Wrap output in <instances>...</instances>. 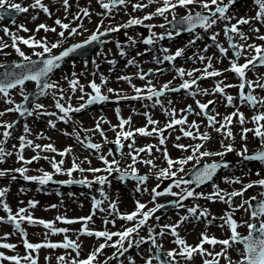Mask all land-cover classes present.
<instances>
[{
    "label": "snow or ice",
    "instance_id": "1",
    "mask_svg": "<svg viewBox=\"0 0 264 264\" xmlns=\"http://www.w3.org/2000/svg\"><path fill=\"white\" fill-rule=\"evenodd\" d=\"M97 2L100 4L102 9L107 10L106 13H98L97 15L101 16H107L111 13V11L117 6L122 5L126 6L130 0H109V2H104V0H97ZM158 3L160 4L159 7L156 8L155 12H152L146 16H144L142 19L139 18H131L128 20L127 23L112 27L108 26L105 28L104 31H100L101 27L104 26V21L101 19L99 24L96 27L95 32H93L86 40H84L81 43L73 44L70 47L66 48L64 51L60 52L59 55H51L52 50L60 47L64 41L67 39L65 36V31H60L58 33L59 37L61 38L55 43H51L50 46L46 42L37 40L34 36L29 37L28 39H24L21 37L16 36L14 33H9V30L7 28H4L3 31L5 35L11 36L12 44L8 45L5 43L2 38H0V52L3 51L4 48L12 47L15 52L22 58L21 62L14 63L13 67L16 69H22L19 73L14 71H6L3 73V78H0V94H2V98L4 100V103L7 105H10V107L6 108L4 111H0V117H3L7 113H18L19 116L23 117L25 115L32 116L34 113L39 116L41 114L43 115H50V116H57L56 112H41V109H44V105L40 103H36L32 110H29V108L25 107L24 103H16L10 96L11 89H16L17 86H20V95L23 97V101H28L29 96L25 94L24 92V86L26 81H35L37 87L40 89L39 95L44 96L48 93V90H58L59 91V98H56L55 91L53 92V98H54V106L56 109H58L59 113L62 115L58 116V119L63 121L64 123L72 122V117L70 116V113H79L83 109H85L88 105H92L98 102H104L109 99L108 95L103 94L102 92V85L107 84V78L104 77L101 74V84H97L95 80L90 81L88 84V87L91 89V93H85L84 92V86L79 84L78 79L73 78L69 80V84L71 87V90L73 93L76 92L77 88H79V91L82 93V95L79 97L80 100H84L85 95H87V100L85 103L80 104L79 106L73 107L70 103L67 106L65 104L61 103V100H64V89L60 88L59 83L57 81H52L49 79L50 74L53 72L54 69L59 68L60 61H63L66 57H69V55L73 52H75L77 49L83 48L85 45L92 43L93 41H97L102 36L108 35L110 32H118L121 28H129L134 25H143V22L145 20H151L154 16H162L165 18L166 22L168 24H173V22H176L179 25H186L187 27L184 29L185 31L192 33L195 31L196 28H201L205 32H208L210 29L213 28L214 25L217 24L218 21H225L224 25V35L229 41V48L234 50L233 55L234 59L230 60V68L225 69V71H231L233 72L239 79L240 83L238 85H231V84H224L223 81L218 82L212 92L210 93L207 89H199L197 87L194 91H189L188 94L191 95L193 98H195L196 95H209V94H224L225 88L230 87H237L239 89V100L241 103H246L250 107L257 109L258 107L264 108V97H257L252 94V91L255 90V88L264 89V77H257L255 81L247 80L246 79V73L248 71H253L257 67L264 66V44L257 45V44H249L247 43L249 37L240 30V25H250L249 32L255 35L256 39L259 41H264V35H259L260 29L258 27H251L252 21H257L261 24H264V0H253L255 15L251 17H240L236 18L234 15H228L230 7L235 3V0H227L225 3V0H148L147 4L144 3H137L133 4V10H140L143 8L148 7L150 4ZM63 4L65 7V11H67L68 8V0H63ZM192 5H198L201 8V11H196L193 13L190 6ZM213 6H215L213 8ZM29 7L31 8H39L41 9L45 14L51 15L49 8L47 5H45L42 0H34V3H32L29 6H22L19 3H11V0H0V10H3L5 8H9L11 10H14L16 13H26L29 11ZM177 8H185L187 9V14L184 15L179 21H176L175 16V9ZM85 16H89L88 9H82L81 10ZM166 13H171L173 16L172 21H168ZM4 15V12L0 11V17ZM33 19H36L34 16ZM76 19H79V16L76 17ZM235 19L236 23H231V21ZM57 25L60 26L61 29L69 30V36H74L79 34L77 32L76 28H71L69 24L62 23L61 20L57 19L55 21ZM146 27L154 28L157 27L156 25H150ZM21 29L25 32L28 31L27 28H25L23 25L20 26ZM80 27L82 28L83 25L81 24ZM161 28H165L164 24L159 25ZM40 29H43L45 32L51 31L56 32L55 28H49L48 26L44 24L38 25L36 31H39ZM86 31V29H85ZM230 33H234L237 36H239L240 40L244 43L242 44H236L233 42L234 37L230 35ZM180 32L177 31L176 35H179ZM220 34L219 33H213L209 37V39L213 42V45L219 50L222 56H227L228 49L224 48L220 43L217 42V38ZM166 37L172 38V32L166 31L165 33H162L159 35V37H156V34L153 33L149 37L142 40V43L145 45H152L156 42L157 39L163 40ZM202 39L200 35H196L195 39L191 40L189 44H194L196 40ZM17 40H20L21 43L24 45H27L29 48H42V52L34 51L33 55L37 57H44L45 54H49L48 58L41 59L39 61V64L37 61L32 60L31 56L26 55L20 47L17 46ZM129 42L134 46L136 41L132 37H128ZM212 45H207L204 48V51L206 52L208 50V47H211ZM117 48L121 49L120 55L124 56L126 53L122 50L121 45L119 42H117ZM249 49L252 50V53L248 56H245V62L243 64H239L238 61L241 58V56L247 52ZM162 52L168 53L169 49L163 48L161 49ZM184 53V49H177L174 54H165L162 58L160 57H154V61L157 64H161L164 61H174L177 57L182 56ZM5 55H7L5 53ZM194 59V58H190ZM198 59L203 62L207 60V64L203 69H193L186 71L183 68L175 69L177 72V75L180 78H183L185 75L188 77H193L191 80H183V83L179 85V87H171V81L163 84L159 89H157L150 79L146 80V77H148L150 74H152L154 71L162 72V69H149L147 73L143 72L142 70L137 74V78L140 80H146L145 87H137L136 85L131 83L132 78L129 76H121L118 77V80H124L127 81L130 86L132 87L133 91L136 93L134 96H127L123 95L120 92H116V90L112 88H108V93H113L117 97V102L121 99L128 100H148V101H154L153 107L156 105H159L161 109L165 112L166 115L173 117L169 123L165 125L164 129L153 127L151 131L147 129V127H141L137 128L133 131H121L117 133V138L112 143H115L117 145L118 150L120 151V155L127 156L131 159L132 163L128 165V168L126 170H121L119 168L120 161L117 159H112L111 161L108 159V156H112L113 153L111 150L108 151L107 155L99 154L98 159L102 161V163L106 166L105 168H92L89 167L87 169L80 167L79 164L73 160L72 167L64 170L62 168V165L64 164V160L61 159L59 161H56L54 158L50 159L51 167L54 169L55 173H65L69 177L72 176L73 172L79 171L80 173H83L85 171L92 172V173H99V172H107L109 175H111L113 172L120 173L119 178L121 180H124L126 177L129 176V170H130V177L131 179L137 181V187L136 191L140 192L142 189L140 185L144 184L151 174L149 172L145 175H138V170L135 167L137 163H143L147 166H150L151 168H156V164L154 163L155 158L152 157V150L155 148L156 151H161V149L157 145H146L145 147L137 148L135 147V135L138 133L140 136H152L154 133H157L159 135V144L164 145L166 138L164 137L163 133L166 129H172L176 125H186L187 122V116H182L181 118L177 119L174 118L176 115V110L174 108L172 109H166L164 107V103L161 100V97L165 95L166 92H178L180 89L184 90H190L193 88L194 85H197V80L204 79L207 77H217L221 76L222 73L218 70H215L213 68V65L211 63L212 57H205L203 55L198 56ZM111 64H115V61H109ZM129 65H135L139 67L137 64L135 58L128 60ZM42 65V66H40ZM0 67H4V65L0 64ZM209 69H212L209 71ZM199 72V76H195V73ZM75 73H72V76L75 77ZM95 75V74H93ZM64 79H68L67 76L64 77ZM175 79V77H174ZM246 88L251 89L252 91H249L246 93ZM94 93V94H93ZM225 99L227 101L226 106H234V100L235 97L231 95H226ZM196 105L200 109L199 112H196V115H203L207 121H208V127L213 128L217 133H221L225 139L234 140L233 132L230 128V125L233 122V117H238V122L243 125L245 123V116L242 112L239 111V108L236 109V111L232 112L231 114L224 116L223 121H218L216 119V116L219 115L217 113L216 115H210L208 113L209 105L214 104V101H208L207 103H201L199 100H196ZM172 101L168 100V104H171ZM147 107V105H145ZM135 111V110H134ZM181 111L186 113H193L195 110L192 108L191 105H188L187 108L182 109ZM212 111H215V109H212ZM117 117L119 118V124L117 126H113L112 130L115 131L116 127H119L120 129H124L125 125L131 124V118L123 119L120 118L119 113L120 109H116ZM144 115L147 117V124L148 125H156L158 124V121H155L152 119V117L145 112ZM264 121V112H257V114L252 116V122L256 125L255 128H242V140H247V133L252 132L256 138L260 141V146L257 149V151L251 155L248 154V146L247 144H244L242 147V150L237 153L238 156L242 157L243 160L247 161H257L261 164H264V123H261ZM16 121H13L11 123L4 121L0 122V128H3L4 131L0 133L2 135L3 139H0V163L4 162V158L6 156L13 155L12 152H6L3 145L7 142V139L11 137L12 133L10 129H14L16 125ZM49 126L52 128L56 127L55 122L49 121ZM76 123H79L76 121ZM101 123H108L106 120H101L96 122L95 131H99L101 136H104V132L101 129ZM219 124V127H216V125ZM192 129H195V132L192 131ZM200 125L197 124L195 121H193L189 126L188 129L185 130V128L181 127L180 131L182 132L183 137L191 138L192 140H199L201 143H195V144H180L175 143L174 147L181 150L184 153H189L187 155L182 156L178 159H173L170 157L168 151L166 148L163 149L162 156L163 159L167 163L166 168H161L157 174L156 179L161 180V178L165 179H174V183L170 184L167 188H165L163 191H157V188H159V184L155 188L151 189V201L150 203H155V200L157 197L164 196V195H171L173 197H178L177 200H174L170 203L174 204L175 207H185L183 205V201L187 200L189 198L194 199H205V200H216L229 205V207H232L233 204V198L235 197H244V194L248 191V189L253 188L254 186H260L264 187V178L258 179L256 181H251L247 184H243L240 177H224V182L231 185V184H241V188L238 190H233L231 192H226L219 188L218 185H216L213 182V192L210 194H205L203 192H196L195 189H190L188 187H181L182 185H195L197 188H199L201 185L213 181V177L216 175L217 171L221 168L227 169L230 167V164L228 162L223 161V157L229 153L235 151L233 145L231 143L225 144L223 140L221 141V148L223 151H210L206 147V143L212 138L210 134L205 132H200ZM24 132L26 134H31V129L27 124L24 126ZM65 135H70L69 133H64ZM71 135H75V138L77 141H80L79 135L75 132V129ZM43 135H38L37 139H43ZM182 137L177 136L175 139L176 141H179ZM131 142L128 143L127 147L129 151L125 154L123 153L122 149L124 145L121 143V140ZM20 145H19V152L17 154V161L22 162L24 165H28L33 163V161H38L42 157L37 154L34 155L31 159H25L23 156V150L26 147H31L33 151H36L37 149L41 151H51V152H57V149L51 145H40L35 144L32 140L26 139L25 135H21L19 137ZM107 142V141H106ZM16 146L13 145V148ZM100 144L96 143H87L86 148L94 149L97 153H100L101 149ZM203 149V151H202ZM72 149L71 147L66 148L64 151L58 152V155L61 157H64L66 155L71 154ZM141 153H146L150 158L143 159L139 158ZM218 156L221 157L220 161H213L211 163H204L201 168H197L196 165H199L201 163V160L205 157H214ZM44 159H49L48 157H43ZM195 161V164H193L192 170H190L191 179H184L182 176H179V173H185V167L190 162ZM87 162L89 165L91 164V161L88 160L87 157H85V160L81 163ZM173 168L176 170L173 171ZM8 171H15L21 174L24 180L26 181H34L38 182L40 185H45L48 182L52 181L53 174H50L48 172H43L41 176H29L27 175V167H20L17 169L12 170H0V177H3L7 174ZM37 171H42L38 169ZM257 176L260 175L259 172L256 173ZM15 179V177H13ZM98 183L101 185V188L99 189L100 195L104 197V200H107L108 197L106 193L103 190V186L108 183L106 176H96L94 181H87L85 180H68L63 181L60 183H87L89 186L93 183ZM178 188L180 189V192H174L172 191V188ZM143 191L147 192L148 189L144 188ZM7 192V189L0 190V207H2L3 211L7 213V218L5 221L4 217H0V222H10L14 225V227L20 231L21 235L25 237L23 244L25 249L30 250V253L28 255H25L24 257H18V256H6L3 252H0V262L8 260L12 261L13 264H21V259L25 261V264H38L37 258L33 257L31 255V252H36L41 248H50V249H56V248H64L69 249L71 248L73 251H76L77 257H79L80 253L78 249H80L81 244L77 243V241L69 239L68 236L65 235L63 242L61 243H52V242H44V243H31L26 239L27 233L24 231V229L21 227L22 222H27L30 225L39 224L42 225L45 229L51 230V234H57V233H66L68 231L67 228H56L53 226V222L51 221H45L42 219H35L30 213H28V209L24 207H20L18 211L15 214H12V209L10 206L3 201L2 198L5 197ZM264 196V193L261 194ZM256 197H251L248 200H243L242 202L236 207L233 208L231 212H225L224 215L220 217L213 216L211 219H208V217L211 215L208 209L206 208H200L199 205H194L191 207H187V212L189 215L181 217L180 221L175 224H166L161 227V230L159 233H155L154 227H148V236H140L139 231L141 228L145 227L148 223V221L153 217L154 213H156L159 209L165 207V205L156 204L155 207L148 209L147 205L144 203H141L140 201H135V210L130 213H119L117 202L111 201L108 205V208H100V204L103 203L102 200H97L93 198V212L92 215H89L87 217H79L77 219H67L65 217H57V220L62 221L66 224H72V223H82V228L79 230L80 235H87V236H94L96 238H103L104 243L99 244L98 247H96L92 252L89 253L86 259H77L73 258L71 261V264H94V262L97 260L98 255L103 253V250L106 247H112L116 249V252L113 253L111 257H109L107 260L103 262V264H109L110 260L113 259H119L120 256H123L128 250L132 247H136L137 249L140 248L142 244L150 243L151 247L147 250L148 252H152L153 249L157 250V253L155 256H152L148 259H146L145 264H152L153 259L160 260V252L159 250L163 248L162 244H159L157 242L156 236L159 235L163 237L165 233V229H168L170 231V235L175 237V240L173 243L177 245L176 248H173L171 250H168L166 252V260H161V264H180V260L178 258H182L186 261H191L194 258V255L199 254L201 256H211L212 259L205 258L203 261V264H219V260L216 259L217 257H223L228 264H264V201L258 202L255 206L251 203V201H255ZM23 203V202H21ZM37 201H28V207L34 208L36 207ZM245 205L248 207L245 208ZM51 207L55 208L56 205H52ZM244 208L246 212H249L250 219L252 221L259 220V223H253L249 221H244L242 224H238L237 220L233 218L235 211ZM99 209L101 212H107L109 216L116 214V218L120 220H124L127 222H132L131 227H123L122 230L119 231H109V230H103V231H93L88 227L89 222L92 221V216L95 215V210ZM147 209V210H145ZM27 213V214H25ZM189 217L195 219L196 221H200L202 218L206 224H211L213 220L220 219L223 221V224L220 225V227H224L225 225L230 230V235L225 239H217L215 237H209L206 233H201L200 236V243L192 246L189 245L184 238H181L177 232V228L180 226V224L184 223L185 221L189 220ZM157 220H159V217H156ZM113 224L115 225V219H108L107 216L104 218V224ZM239 227H247L248 234L246 236H242L240 232L238 231ZM47 235V234H46ZM134 235L138 236L139 239H134ZM113 237H118L117 240L113 241ZM111 242V243H109ZM125 242H127V247H125ZM207 243L212 246L220 245L222 246V249L220 252H211L204 248V244ZM236 245H242L241 248H236ZM16 246L9 243H2L0 244V248L5 249H14ZM232 249L233 251L237 252V255L239 259L237 261H233L231 257L228 255V250ZM49 259V258H46ZM60 264H63L65 261L64 256H60L57 258ZM129 264H135V261L128 257Z\"/></svg>",
    "mask_w": 264,
    "mask_h": 264
},
{
    "label": "rangeland",
    "instance_id": "2",
    "mask_svg": "<svg viewBox=\"0 0 264 264\" xmlns=\"http://www.w3.org/2000/svg\"><path fill=\"white\" fill-rule=\"evenodd\" d=\"M236 1V6L234 7L233 5L230 7L232 8L231 10L229 9V12L227 13L228 15H234L236 18H240V17H251L255 15V10H254V5H253V0H235ZM72 5L68 6L67 11H65V7L64 4H59L57 5L52 13L54 12H58L57 14H61L63 13L64 15H68V19H65L63 21H65L67 24H69L70 29L71 28H76L77 32L79 34L74 35V36H69V30H64L61 29L59 25H57L55 23V21L57 19H54L53 21H50V23H46L44 21V19H48V14H45L41 9L39 8H31L29 7V11L26 13H23L22 15H19V17L16 19V21L14 23H12L11 25L7 26V29L9 30V33H14L16 34V36L24 38V39H28L31 35H36L35 38L37 40H40L42 42H44L46 40V42L49 44L51 43H55L58 40H60L61 38L59 37L58 33L60 31H65V36L67 37V39L64 41V43L56 48L52 50V53H55L67 46H69L70 44H73L74 42L80 41V40H84L86 37H88L89 34L95 32L97 25L99 24V22L101 21V19H103L104 21V26L101 27L100 30L105 29L108 26H112V27H116L122 24H125L128 22L129 19L131 18H139L142 19L144 16L155 12L156 8L160 6V4L158 3H153L150 4L148 7L143 8L144 10L142 11V14H137L134 10L132 5L133 4H137V3H144L147 4L148 0H130V2L126 5V6H122L120 5L119 7H115L110 14H108L107 16H101V15H97L98 13H106L107 10L102 9L100 4L97 2V0H71ZM104 2H109V0H104ZM227 2V0H225V3ZM11 3H19L22 6H29L32 3H34V0H11ZM192 11H200L201 8L198 5H192L190 6ZM88 9L89 12V16H85L83 14V12L81 11L82 9ZM175 11V16L177 17H181L187 14V9L185 8H177L174 10ZM167 16L168 21H170L171 19H173V16L171 13H166L165 14ZM36 17V19H33V17ZM79 16V19H76V17ZM42 17V18H41ZM62 22V21H61ZM151 24H155L157 26V31L155 32H150L148 30V28H146L144 26V23H150ZM225 21H218L216 25L213 26L212 29H210L208 32L205 31H200L198 30V34H200V36H203V32H205L207 35L213 34V33H219L220 35L217 38V42L220 43L224 48L228 49L227 52V56H228V61L227 63V67L225 66V61H226V57L227 56H222L221 53L219 52V50L214 47L213 49L211 47H208V50L205 52L204 48L207 45L213 44V42L210 40L209 43L207 45L202 44L201 40H198L196 43L194 44H189V43H184V47L186 46H190V45H194V46H198L200 45V47L198 48L199 51H197V55L195 56L194 59L198 60V56H200V53L203 54H211L212 52H216L219 55V60L214 59L213 61H211L213 68L214 69H218L219 70H223L221 73V76L215 77L213 79L216 80V82L213 83H207L205 86L199 88V89H207L209 91H212L215 87V85L220 82L223 81L224 84H231V85H238L241 81L240 79L231 71H225V69H229L230 68V60L232 58L230 50H229V46H228V41L227 38L224 35V25H225ZM231 23H236V20L233 19L231 21ZM40 24H44L46 26H48L49 28H55L56 32H45L43 29H40L39 31H36L38 25ZM83 25V27L81 28L80 25ZM164 24L165 28H161L159 27V25ZM21 25H23L25 28L28 29L27 32L23 31L21 29ZM36 27V29H35ZM240 30L242 32H244L248 37V41L247 43L249 44H257V45H261L264 44V41H259L256 39L255 35H253L252 33L249 32V27L250 25H240ZM251 27H258L260 29L259 35H264V24H261L257 21H252L251 23ZM133 28H135V34H140L142 35L143 33V39L146 38V35L150 36L153 33L156 34V37H159V34L162 32H166L169 31V29L167 28V22L165 20L164 17L162 16H154L151 20H145L143 22V25H137V27L132 26L129 28H121L120 31L116 32L117 35L115 36L116 41H121L123 46H125L126 48H133V45L128 46L127 42L128 41V37H133L134 33L132 32V30H134ZM86 29V31H85ZM142 32V33H141ZM196 32L192 33L195 34ZM197 34V35H198ZM235 35V39L237 40V43H244L243 41L240 40L239 36ZM5 35H3L4 37ZM172 37H178L177 35L172 36ZM178 46L177 48L180 47V45H182L184 41L190 42L191 39L187 38L186 40L182 41V38L178 37ZM5 43H7L8 45L12 44V39L11 36L6 37ZM20 45L22 47H24L23 52L26 55H30L31 57H35L33 55L34 51L37 52H42L43 49L42 48H36V50L34 48H29L27 45H22V43L20 42V40H17V46ZM122 49H124L123 47H121ZM12 47H7L3 49V52H0V63L2 62H9V61H13L14 59H18L20 60V58L15 54V50H13V52L10 54ZM104 51L107 52V55L109 54H116V55H120V50L117 48V45H111L108 48H106ZM250 54H254L252 53V50L249 49L247 51ZM5 53L7 55H5ZM9 55V56H8ZM101 56H103V53L101 54ZM114 59H116V57H113ZM193 58V57H191ZM245 57H242L239 59V64L242 63V60ZM186 60H190L193 61V59H190V56L186 57ZM245 60V59H244ZM4 62V63H5ZM207 60L204 63V67L207 64ZM72 62H68L66 63V65L62 68V70L60 71L61 73L54 75L51 77L50 80L52 81H57L59 83L60 88L64 89L63 95H64V100H61V103L65 104V106H67V103H69V98L70 99V103H72V105H74L75 103L79 102V97L82 95V93L78 92V93H73L72 90L70 89V84H69V72L72 71L73 66L71 65ZM177 65H184L183 62L178 63ZM212 69H209V71H211ZM229 75L230 79L228 81H224L225 76ZM264 76V69L257 71V73L255 72H251L248 71L246 73V79H252L254 81V79L258 76ZM67 76L68 79H64V77ZM190 79L189 77H184L181 79V81L183 82V80H188ZM264 82V81H262ZM142 83V81H141ZM34 86V83L32 82H27L25 83L24 86V92L25 94H27L29 92V90H31ZM197 89V88H196ZM196 89H191V90H196ZM227 91L225 92V94L223 96H219L218 94L215 96V101L218 103H220L222 106L223 102H227L226 100L223 99V97H225V95H231L233 97H235L236 99L234 100V102H240L239 100V89L237 87H230V88H225ZM55 91L56 93V98H59V91L58 90H50L48 93L49 95L41 98L37 101V103L43 104L44 108L48 107L49 110H45V109H41V112H56L57 116H50V115H39L37 116L34 113V116H31L28 120H25L23 123H21L20 125H18L16 128L14 129H10L12 135L9 138V140H7V142L3 145V147L5 148L6 152H12L13 155L11 156H6L4 158V162L0 163V170H12V169H17L20 167H27L28 171H27V175L29 176H41L43 174V172H48L50 174H53V176H58L59 173H55L54 169L51 167V163L49 162L51 158H56V152H48V151H41L39 149H37L36 151H33V149L31 147H27L23 150V156H25L26 158L30 159L32 158L34 155L37 154H42V158L38 161H33V163L28 164V165H24L22 162H18L17 161V154L19 152V145H20V141H19V137L21 135H25L26 139H30L32 140L35 144H40V145H48L51 144V142H48L47 138L49 137L50 134H55L58 137H60L63 140V143L61 144H57L54 143L53 146L59 147V148H64L66 146V148L71 147L72 149V154L65 157H60L58 159H55L56 161H59L61 159L64 160V164L62 165V168L64 170H67L69 168L72 167L73 164V160H75V162L77 164L80 165V167H85L88 166L89 167H97L96 164H99L100 166L104 167V164L102 163V161H100L97 158L91 157L87 152L82 151L81 153L78 152V150L81 148V146L74 142L71 141V137L68 136H64V134L59 133V132H55V128H63L65 131H67L68 133H73L74 129L76 133H81L82 131H84V129H86V124L89 123L90 126H96V122H97V116L96 117H92V114L94 115V113L92 112H87V113H82L79 116H77L75 113H70V116L73 118V122L69 124V126H67L65 123H60V120L58 119L59 115H62L61 113H59L58 109L55 108L54 106V98H53V92ZM113 97H115L113 94H110ZM10 96L11 98L16 102V103H20L23 100V97L20 95V87L16 88L13 91H10ZM87 97V95H85ZM190 100V99H188ZM193 100V99H191ZM189 103H192V101H190ZM186 104V101H184L182 103V106L184 107V105ZM77 106V104H75ZM75 106V107H76ZM10 107V105H7L6 103H4V100L2 98V94H0V111H4L6 108ZM232 109V107H228V109L224 112V113H228L230 110ZM98 111V110H97ZM257 112H264V110L262 108H258L256 109V113ZM101 112H99L98 114H100ZM17 116V113H14L12 115V113H7L6 115H4L3 117H0V122H4L7 121L9 123H11L15 117ZM45 118L46 121L40 123L41 119ZM53 121L56 124L55 128H52L49 126V121ZM145 118L141 117V121L140 123H144ZM76 121H78L79 123H76ZM138 123L140 126L141 124ZM25 124H27L29 126V128L31 129V134H26L24 132V126ZM107 124H103L101 123V127L104 129V126H106ZM4 131L3 128H0V133H2ZM90 133H93V131H89ZM94 132L96 133L97 131L94 130ZM43 135L44 137L43 139H37L38 135ZM242 135V134H241ZM241 135L239 138V148L236 150L235 155H237L238 152H240L242 150V147L244 145L243 140L241 139ZM99 138L100 140L103 138V136H101L99 134ZM0 139H3L2 135H0ZM68 140H70V142H68ZM228 141V140H226ZM249 141H251V144H249ZM128 142H130V140H128ZM69 143V146H68ZM248 146V149L251 148V152L256 151L258 149V147L260 146V141L258 138H256L254 136V134H250L249 135V140L245 143ZM13 145H15L16 147L13 148ZM52 145V144H51ZM65 148V149H66ZM217 148L219 150H221V143H219V145L217 146ZM216 149V148H215ZM64 150V149H63ZM28 152H32V154L30 156H28ZM128 151H125V154ZM170 152H172V149L170 148ZM154 155L155 157L158 159L160 165L162 166H166L165 164V160L163 159L162 156V151H156L154 148ZM44 157H48L49 159H44ZM232 156V155H230ZM85 157L88 158V160L91 161V164L89 165L87 162L85 163H81L82 161L85 160ZM117 160L120 161L119 165H126L127 163L130 164L131 163V159L128 158L126 159V157H121V158H117ZM38 169L42 170V171H37ZM103 169V168H102ZM245 170H247V167H245ZM74 173V172H73ZM79 173V172H78ZM245 173V171L238 169L235 172H232L230 170H228V173L225 175V177H240ZM7 174H10L11 176L14 175H21L18 172L15 171H8ZM6 174V175H7ZM57 174V175H56ZM60 174H65V173H60ZM108 173L107 172H99L97 173V175L99 176H106ZM74 177H83L84 175L82 174H73ZM93 177V176H91ZM222 177V175L219 177L218 180H220V178ZM216 180V182L218 181ZM19 180H17L16 182H12L11 179L9 180H4V181H0V190L2 189H7L6 195L3 199L4 202H6L10 208L15 209V212L18 211V209L20 207H27V209L29 210V212H33L32 210H39L40 213L37 214V216H42L43 218L47 219L48 221H51L55 224L54 227L56 228H67L68 231L66 233H57V234H51V230L49 229H45L42 225L39 224H35V225H30L28 223H25L24 225V231L27 233L26 239L31 242V243H39L45 240H54V241H63L65 235L68 236L69 239L75 240L77 241V243L81 244L80 249H78L80 255L79 257H77V253L76 251H73L71 248L69 249H64V248H57V249H50V248H41L36 252H31V255L35 258H37L38 260V264H60V262L58 261V257L60 256H64L65 257V261L63 262V264H71V261L73 260V258H77V259H86L87 256L89 255L90 252H92L96 247L99 246V244L104 243V239L103 238H96L94 236H87V235H80L79 234V230L82 228V223H72V224H68L65 225L62 221L57 220L56 218L59 217H65L67 219L71 218V219H77L79 217H87L88 215V210H89V206L92 203L91 199H87L85 197H81L79 196L77 198H72L69 197L70 199L73 200L72 203H65L64 200V196L60 195V196H55V195H51L48 196L46 194V192H43L41 189H38L36 187H33L32 184L28 183L26 184L25 182H18ZM154 181H156V179H154L151 184L154 183ZM110 184V183H108ZM137 183H129L128 188L135 190V186ZM169 184H173L169 183ZM225 185H227L226 183H224ZM141 187V186H140ZM111 188L109 186H106V189ZM209 189L206 192L212 193L213 192V186L208 187ZM119 190V189H118ZM235 190L231 189V191ZM237 190V188H236ZM120 191V190H119ZM204 192V193H206ZM117 195V192H116ZM115 195V196H116ZM257 195V194H254ZM250 196V195H248ZM84 199H86V206L83 205V203H80L79 200L84 201ZM37 201L38 203H40L37 207L34 208H29L28 207V201ZM43 201H46L48 203H57L60 204L59 207H57L55 210L50 211L49 209H45L43 208ZM130 202H128L129 207L130 208H134L135 205L134 203L129 200ZM23 202V203H21ZM218 202L221 203V205H210V207L206 208V206H204L203 204L199 205L200 207H204L206 209L209 210V212L211 213L210 215V219L211 216H216V217H220L222 215L225 214V212H231L233 210V208H236L241 202L242 199L239 202H234L232 204V207H229V205L224 204L223 202L219 201ZM209 206V204H206ZM187 207H191L194 205H186ZM246 208V206H245ZM104 212H98L97 214L92 216V221L89 222L88 227L95 231L97 229L99 230H116L118 231L117 227L111 228V223L105 225L104 224V218L105 216H100L103 215ZM184 213V212H182ZM180 215H177L178 218L175 219L176 223L181 219L180 216H182L181 213H179ZM100 216V217H98ZM249 212H246L244 208H241L239 210L236 211V219L238 220V224H240L243 220L244 221H248L249 220ZM102 217V218H101ZM183 217V216H182ZM108 219H114L113 217H107ZM191 218V217H190ZM174 221V220H173ZM173 221H165V224H172ZM187 221H185L184 223L181 224V226H179V228L177 229V231L179 233V236L181 238H184L185 240H189V243L191 241H194V246L200 243V238L199 236H201V233H206L209 237H215L217 239H225L230 235V230L228 229V227L225 225L223 228L220 227L221 224H223V221L220 219H216L215 221H212L213 225L208 226L205 222L201 223V225H198L197 227L191 223L188 224ZM96 225V226H95ZM157 224H154V226H156ZM162 225V226H163ZM93 226V227H92ZM95 226V227H94ZM161 230V227H158V231ZM166 230V234H165V248L166 250H171L173 248H176L177 245H175L173 243L175 237H173L172 235H170V231L168 229ZM192 230H194L193 232L196 235L195 240H192L189 238V236L191 237L190 233H192ZM197 230V231H196ZM240 231H242V228H239ZM238 230V231H239ZM47 234V235H46ZM155 235V233H154ZM0 237H2V240L5 243H9V244H13L16 247L14 249H5L2 248L1 251L3 253H6V255L8 256H18V257H24L25 255H28L30 253V250L25 249L23 241L25 239V237H23L20 233L19 230H17L12 223L10 222H0ZM147 237V236H145ZM118 237H113V241L117 240ZM157 239V238H156ZM111 243V242H109ZM148 249L151 247L150 243H147ZM204 248L207 249L208 251L211 252H220L222 249V246L220 245H216V246H212L209 245L207 243L204 244ZM146 249L145 251L143 250L140 253H130V254H125L123 256V258L121 259H113V261H109V264H128L129 260L128 257H132L133 260L135 261V264H145L146 259L150 258L153 256L152 252H148ZM56 250V251H55ZM116 252V249L112 248V247H106L103 250V253L98 255L97 260L94 262V264H103V262L105 260H107L109 257H111L113 255V253ZM127 253V252H126ZM228 255L231 257V259L233 261H237L239 259L237 253L235 251H233L232 249L228 250ZM49 258V259H46ZM212 259L213 257L211 256H201L199 254L194 255V258L191 261H186L183 260L182 258H178L180 260V264H203L204 259ZM216 259L219 260L220 263H226L227 261L223 258V257H217ZM119 260V261H118ZM112 262V263H110ZM24 260L21 259V264H24ZM153 264H156V261L153 259L152 261ZM1 264V262H0ZM2 264H12L10 261H2Z\"/></svg>",
    "mask_w": 264,
    "mask_h": 264
},
{
    "label": "bare ground",
    "instance_id": "3",
    "mask_svg": "<svg viewBox=\"0 0 264 264\" xmlns=\"http://www.w3.org/2000/svg\"><path fill=\"white\" fill-rule=\"evenodd\" d=\"M42 2H43L45 5L48 6L49 11H50V13H51V15H48V16H49L48 19H44V21H45L46 23H50V21H53L54 19H59V20H61V21L65 20V19H68V15H64L63 13H61V14H57L58 12H54V13H52L53 9H54L57 5L63 3V0H42ZM69 4L72 5L71 0H68V6H70ZM41 18H42V17H41ZM35 29H36V27H35ZM33 36L35 37L36 35H31L30 37H33ZM194 36H195V35H194ZM118 107L121 108V106H118ZM101 111H102V110H98V111H96V115L98 116V115H99L98 113L101 112ZM111 113H112V111H109V114H110V115H111ZM114 113H116V112L114 111L112 114H114ZM123 114H124V113H122V111H120L119 116H122ZM49 139H50V141H51V144H54V142H57V143H59V144L63 143V141H62L57 135H53V134H51V135L49 136ZM65 197H66L65 203L69 204V203H72V202H73V200L70 199L69 197H67V196H65ZM79 202L84 204V203H86V200H84V201L79 200ZM122 207H125V206L123 205ZM171 217H172V216H171ZM172 219H175V218H172ZM191 223H193V222L190 220V221L188 222V224H191ZM193 231H194V230H192V233H190V235H191V238H192L193 240H195L197 234H195ZM196 231H197V230H196ZM2 243H5V242L2 240V237H0V244H2Z\"/></svg>",
    "mask_w": 264,
    "mask_h": 264
},
{
    "label": "water",
    "instance_id": "4",
    "mask_svg": "<svg viewBox=\"0 0 264 264\" xmlns=\"http://www.w3.org/2000/svg\"><path fill=\"white\" fill-rule=\"evenodd\" d=\"M91 44H92V43H91ZM98 46H99V45H98ZM96 48H97V44H96V43H93V47H92V48H88V49L85 51V53H90L92 50H95ZM41 59H44V58H41ZM41 59H40V60H41ZM40 60H37V63H38V64H39V61H40ZM61 62H62V61L59 62L60 65H61ZM40 66H42V65H40ZM57 69H58V68H57ZM57 69H54L53 72L56 71ZM2 76H3V74H2ZM39 90H40V89L38 88V89H36L34 92H32L31 97L28 99V101H27L26 103H24V104H25V107L28 108L29 105H30V104H29L30 101L33 100L34 98H36V97L39 95V92H38ZM18 121H19V119L16 120L17 123H18ZM17 123H16V124H17ZM163 258H164V256H163Z\"/></svg>",
    "mask_w": 264,
    "mask_h": 264
},
{
    "label": "flooded vegetation",
    "instance_id": "5",
    "mask_svg": "<svg viewBox=\"0 0 264 264\" xmlns=\"http://www.w3.org/2000/svg\"><path fill=\"white\" fill-rule=\"evenodd\" d=\"M214 139L216 138V137H213ZM216 149H218L217 147H216Z\"/></svg>",
    "mask_w": 264,
    "mask_h": 264
}]
</instances>
